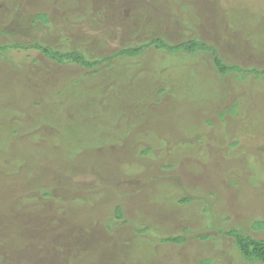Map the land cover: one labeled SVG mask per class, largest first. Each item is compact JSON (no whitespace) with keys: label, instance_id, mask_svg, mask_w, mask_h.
I'll list each match as a JSON object with an SVG mask.
<instances>
[{"label":"rangeland","instance_id":"374dc122","mask_svg":"<svg viewBox=\"0 0 264 264\" xmlns=\"http://www.w3.org/2000/svg\"><path fill=\"white\" fill-rule=\"evenodd\" d=\"M86 3L90 5V11L84 8ZM39 12L49 14L48 23L36 19ZM156 36H163L173 43L197 37L215 46L226 63L262 69L264 68V0H0V46L14 43L28 46L38 42L51 45L55 49H80L89 57H105L117 52L123 46L134 45ZM160 54L154 48H150L148 53L143 54L141 65L138 61H133V64L137 65L136 74L140 73L143 78L150 79L152 86H156L155 81L162 75L160 69L163 67H159L158 61H163L164 55ZM192 61L189 64L192 70L196 66L202 68V70H197L199 78L195 80L201 81L196 88H200L205 95L208 94L210 99L203 97L201 100L198 99L200 102L193 100L194 104L186 101L184 102L187 105L186 109L184 105H181L183 102L180 99L185 97H174L175 95L172 94V96L167 95L161 99L163 97L158 96L156 99H160V102L157 100L152 102L155 108H161L166 102L174 105L177 100L180 101L178 105L181 107L169 118L156 119L150 126L155 129V132L165 136L171 133L178 134L183 131L182 127L188 124L196 125L203 135H206L207 131L202 130L209 128L211 131L206 137L207 147L205 144L200 145L207 149L200 154H183L176 168L167 170L161 167L164 161L159 162L160 164L144 162L135 151L134 147L139 146L140 143L132 133L130 136L132 138L131 152L124 150V154H128L123 159L131 161L129 154L135 152L131 157L133 162H136L131 165L134 166L133 169L150 164L149 167L153 165L158 169L154 171L156 173L163 176L173 175L177 180L175 182L186 187L185 190L193 196V202L187 205L176 203V206L171 203L166 207H161L153 198L146 201L147 197L144 195L145 197H141L140 200L145 199L146 204L128 206L125 212L127 222L115 227L113 232H107L106 237L112 246L109 248L112 257H107L108 255L105 254V256H99L100 251L103 250L100 244H97L93 251L90 249L92 251L90 254L84 249L83 239L79 238L80 234L88 231V234L95 232L99 234V224L101 225V222L109 216L107 214L99 216L96 211H93V206L88 207L84 201L83 204H86L87 209L76 208L74 213L67 209L63 216V211H60L64 225L80 222L79 226L77 225L79 229L70 230L67 236L62 234L58 237L59 239L57 236H50L51 245L56 241L55 238L58 242L61 241L60 248L57 249V253L53 250V253L44 258L42 263H37L42 257L37 255L34 258L39 259L28 258L29 251L26 250L31 245V240L35 239L29 235L22 238L13 235L19 228L24 234L30 231L31 226L38 224L39 217L34 210L31 211L28 207L20 208L19 204L15 203L12 208L8 206L9 201L1 200L3 203L0 202L2 210L0 214L3 213V216L0 215V264H31V261H33L32 264H102V262L103 264H139L138 259H135L133 255L129 257L132 250H136L133 244L140 245L141 249L137 251L140 255L148 256L147 264H201L200 261L203 259H213V264H237V258L241 256L236 247L235 238L224 234L220 236V243L218 242L216 248L212 243L207 244L196 238L189 239L182 245L162 243L161 238L166 233L154 232L155 227L159 228L162 224L169 225L172 232H180L181 228L188 225L194 231L191 234L192 237L198 234H216L215 225H221L223 228L241 227L264 239V228L256 232L249 228L252 221L258 219L264 221V184L259 187L250 185L249 172H247L248 163L251 165L256 158L260 161L253 165L262 166L264 169V124L261 130H254L253 127V121L258 118L256 116L258 114L260 117L264 116V100L261 103L260 97L257 98L259 92H256L255 87L261 85L264 88V79H257L256 74L245 75L238 72L222 77L209 52L197 55ZM171 65L173 64H170V69L173 71ZM64 69L55 61L48 59L39 49L9 47L0 50V104L7 107L17 106L25 99L28 107L32 108V113H36L38 108L34 106V103L43 98L45 82L50 78L54 80L55 76L65 77L67 71ZM71 69L75 80L85 85L84 91L88 93L108 83L104 74L94 75L93 71L77 65ZM238 76L246 78L240 80ZM15 79L18 81L14 82ZM20 83L23 88H20ZM25 86L31 92L29 95H25L27 93ZM19 90L20 93L15 94ZM88 98L91 99L90 101L93 100L92 102L102 101L99 97L89 96ZM151 98H153V93ZM161 100L164 101L163 104H158L162 103ZM237 103L240 105L242 116L235 117L226 113L227 123L224 124L220 112L227 111ZM203 104H206V107ZM136 105H132L133 108H136ZM127 109L125 107L124 111L126 112ZM110 110L115 112L111 107L107 111L111 113ZM125 112L121 114L118 121L122 122ZM132 114L133 112L129 110L128 120L131 119ZM151 115L154 116L153 113L149 116ZM161 115L163 116L162 112ZM85 119L89 121L92 118L86 116ZM208 120L213 123L211 128L207 124ZM146 121L145 119L144 123ZM140 123L142 124L143 120ZM248 128H252L250 131L256 135V138L250 135ZM189 132L192 133V131ZM48 134L45 135L48 136ZM235 139L239 140L237 149L231 153L226 152L228 144ZM126 145V140L123 145L116 144L112 146L113 151L111 152L115 153L120 147ZM169 146L165 149L168 155L172 149ZM242 150L246 153L237 160L235 152L238 154ZM47 154L48 152L45 151L40 155L44 157ZM158 154L161 155L163 152L159 151ZM67 173H69L67 176L70 182L69 188L72 191L70 189L66 191H71L74 198L88 199V192L92 186L89 182L94 183L91 177L93 175L80 171L75 173L67 171ZM141 177L142 175L138 173L129 172L119 177L123 185H119L120 180L117 178L115 181L118 186H123L122 191H128L130 186H135L138 178ZM233 180H238L239 183L233 184ZM147 181L143 180L141 183L144 185ZM5 184L6 187L11 186L13 181ZM57 191L59 192L60 189ZM91 191L95 192L93 188ZM97 194H94L96 200L102 201L104 193ZM182 195V192L178 194V196ZM2 196L0 195V199ZM37 196V200L30 201L28 204L33 208L36 206L50 212L54 203L51 200L48 202L47 199L41 200V196ZM132 196L128 198V203L135 202ZM95 197H90V201H94ZM22 202L20 200L19 203ZM25 204L27 205L26 202ZM149 205L153 206V210L150 212V209H147L149 214H146L144 208ZM207 205L212 209L209 215L204 212ZM3 206L9 208L10 212L6 213ZM158 207L164 208L165 212L155 213ZM84 215L90 216V220L85 221ZM47 216L45 214L43 218ZM43 224L45 226V223ZM146 225L154 231L137 233V229L144 228ZM70 228L75 229L73 226ZM93 228L96 230H92ZM104 230L105 228H102V231ZM69 238L77 243L68 240ZM116 239L122 242L121 246H118ZM152 241L155 244H151V249H149L147 244L150 246ZM125 242L130 243L128 247L124 245ZM23 250H26L25 254Z\"/></svg>","mask_w":264,"mask_h":264},{"label":"trees","instance_id":"16d2710c","mask_svg":"<svg viewBox=\"0 0 264 264\" xmlns=\"http://www.w3.org/2000/svg\"><path fill=\"white\" fill-rule=\"evenodd\" d=\"M89 6L90 5L86 3L84 8L90 11ZM36 19L48 23L49 14L47 12H39L36 15ZM9 47L39 49L48 59L55 61L67 71L65 77L55 76L54 80L50 78L45 82V94L43 98L34 103V106L38 108L37 112L34 114L32 113V108L28 107V103H26L25 99L17 106L12 105L7 107L6 105L0 104V195L4 196L1 197L0 202L9 201L10 204L8 206L12 208H14L15 203L19 204L18 206L20 208L28 207L29 210H34L39 217V221H37L38 224L31 226L30 231L24 234L19 226L17 227L19 228L18 231L13 235H18L20 238L29 235L33 237L32 239H35L31 240L32 243L26 250L27 252L29 251L27 254L28 258H34L37 255L42 257L37 263H42L44 258L49 257V254L53 253V250H56L57 253V249L60 248L61 241L58 242V237H60V235L63 234L67 236L68 231H77L79 229L78 223L80 222L72 225H64L61 221V215L59 214L61 210L63 211V216L67 209L69 212L72 210L74 213L76 208L87 209V204L88 207L93 206V211H96L99 216L101 214L103 216L106 214L109 215L101 222V225L99 224V234L97 232L88 234V231L85 234H80L79 238L83 239V244H85L83 245L85 246L84 249L89 251L90 254L93 248L97 244H100L103 250L100 251L99 256L105 254L106 256L108 255L107 257H112V252L109 250L112 246L110 245L109 239L106 237L107 232H113L115 227L127 222L128 219H126L125 212L128 206L133 207L138 204H140V206L146 204L145 199L140 200L141 197L145 195L147 197L146 201L147 199L152 200L153 198L161 207H166L171 203L173 206H176V203L187 205L193 202V196L188 190H185L186 187L175 182L177 180L173 175L163 176L162 174L154 172L158 169L156 167L155 169L153 165L149 167L152 162L160 164L159 162L164 161L163 164H161L162 168L167 170L175 169L178 160L182 159L181 157L183 154H200L207 149L206 137L209 136L211 131L209 128L202 130L208 132V134L206 132V135H203L196 125L188 124L187 126H183V131L178 134L171 133L165 136L160 133L158 134L157 131L155 132V129L150 126L156 119L169 118L172 116V114L179 111L181 105H184L187 109V105L184 103L186 101L194 104L192 102L193 100L200 102L203 97L210 99L208 94L205 95L200 88H196L197 84L201 81L199 80L198 82L195 80L199 78L197 76V70H202V68L194 64L196 67L193 70L191 69L189 64L193 58L201 53L209 52L212 54L213 62L218 73L222 77L238 72L245 75L256 74L257 79H264V68H246L239 64L226 63L215 46L197 37L173 43L163 36H156L148 40L137 42L134 45L123 46L117 52L111 53L105 57H89L86 52L80 49L61 50L55 49L51 45L40 44L38 42L28 46L22 43L2 45L0 46V50ZM150 48H154L164 55L163 61H158L159 67H163V69H160L162 75L155 81L157 82L156 86H152L151 80L143 78L140 73L137 75L135 71L137 70V65L133 64V61L136 60L138 64L141 65L143 54L146 52L148 53ZM122 63L126 64L124 65ZM170 64H173L171 65L173 71L170 69ZM74 65L93 71L94 75L104 74L108 83L104 84L103 87H99L100 90L99 88L94 89L92 93L84 91L86 86L79 83L78 80H75L73 77L74 72H71V67H74ZM11 72L14 73L15 71L11 70ZM238 78L242 80L246 77L238 76ZM51 79L53 80L52 82ZM16 81L18 80L15 79L14 82ZM255 87L259 95L256 94V92L255 94L256 96L258 95L257 98L260 97L259 99L262 103L264 96L260 95L264 94V88L261 85ZM20 88L23 87L21 86ZM24 88L27 91L25 95H29L31 93L29 89L26 86ZM195 90H197V92ZM19 93L20 90L15 94ZM152 93L153 98H151ZM172 94L175 95L174 97H185L180 98L183 104L178 105L180 102L179 100H177L174 105L170 104V102L163 104L164 101L161 100L162 103H158L163 104L161 108L152 106L153 100L160 102V99H156L158 96L164 99L167 95L172 96ZM89 96L94 98L99 97L102 101L92 102L93 100L90 101L91 99L88 98ZM134 104H137L136 108H133L132 105ZM203 106L206 107V104H203ZM110 107L112 110H115L114 113L111 110V113L107 111ZM125 107L128 108L126 112L124 111ZM129 107L131 108L129 109ZM129 110L133 112L130 120L127 119ZM124 112L125 114L122 116V122L120 120L118 121L121 114ZM241 112L240 105L237 103L233 104L227 111L222 110L220 115L224 120L223 123L226 124V113H230L231 116L241 117ZM150 113H153L154 116H149ZM86 116L92 119L86 121ZM256 117H258L257 119L259 120L256 119L253 121L254 130H261L264 124V116L260 117V114H258ZM144 118L147 120L145 123ZM142 120L143 123L139 124ZM207 124H209L210 128L213 125L209 120ZM197 129L198 131H196ZM248 130L250 131L252 128H248ZM189 131H192V133ZM132 133L135 134L136 140H139L140 143L137 147L133 144L136 149L135 151L138 152L144 162L150 163L139 169H133L134 166H131L136 163L133 162L131 158L135 153L133 152L134 149H132L133 154H129V156H131L129 160L131 161H125L123 159L124 156L131 152L130 147L132 138H130V136ZM196 133H200L201 135ZM45 134H48V136ZM250 135L256 138V135L251 131ZM125 140L127 142L126 146L120 147L115 153L111 152L113 151L112 146L116 144L123 145ZM201 144H205L206 147L200 146ZM168 146L172 147L169 155L166 154L167 151L165 150ZM195 146L200 147L197 148ZM238 146L239 140L235 139L228 144L226 152L231 153L235 151ZM124 150H127L128 153L124 154ZM45 151L48 152L46 156L43 157L40 155ZM159 151L163 152V154H161L162 156L158 154ZM245 153L246 151L243 150L238 154L235 152V157L238 160V158L242 157ZM258 161H260L259 158H256L251 165L248 163L249 168L247 171L249 172V183L255 187L264 184L263 167L253 165ZM67 171L72 173L76 171H80L81 173L88 172V174L95 177L91 176L94 183L89 182L92 186L90 187V192H88V199L82 200V198H74V196L71 195L72 190L69 188L70 182L67 180L69 173H67ZM244 171L246 172V170ZM129 172L138 173L142 175V177L138 178V183L135 186H130V190L122 191L123 186H118L115 180H120L119 185H123L122 179L119 177L121 175L124 176V174L127 175ZM95 179L97 180L96 182ZM143 180L148 181L143 185L141 183ZM11 181H13V185L6 187L5 183ZM232 183L238 184L239 181L233 180ZM91 188L95 190L94 193H92L93 191H91ZM57 189H60V191L58 192ZM66 189H70L71 191H66ZM74 190L76 191L77 189L75 188ZM99 192L104 193L102 194L104 199H102V201L96 200L94 195ZM180 192L183 193L182 196H178ZM37 195L41 196V200L47 199L48 202L51 200L54 203L50 212H46L36 206L33 208V206L28 204L30 201L37 200ZM131 195H133L132 198L135 200L134 203L132 201L128 203V198H130ZM90 197H95L93 199L94 201H90ZM20 200L23 202L19 203ZM84 201L86 204H83ZM4 208L6 213L10 212L9 208ZM147 209H150V212H152L153 206H145L144 212L149 214ZM157 211L165 212V209L158 207L155 213ZM0 212H2L1 206ZM204 212L209 215V213L212 212L211 207L209 205L205 206ZM2 214L3 213L0 215ZM45 214L48 216L43 218ZM84 218L86 219L85 221L90 220V216L84 215ZM43 223H45V226ZM173 223H175V221ZM72 226L75 229H71L70 227ZM214 227L216 228V234H198L193 237L191 234L194 231L189 228L188 225L181 228L180 232H172L169 225L165 224H162L159 228L155 227V231L147 225L136 231L137 233L149 231H154L156 233L165 232V236L161 238L162 243L182 245L189 239L196 238L207 244L212 243L215 248L217 244L220 243V236L224 234L225 236H232L235 238L236 247L241 255L240 258H237V264L264 263L263 238L257 237L241 227L223 228L221 225H215ZM102 228H105V230L102 231ZM249 228H252L255 232L262 230L264 228V221L262 219L252 221ZM36 229L40 230L37 231ZM43 230L44 232H42ZM92 230L95 231L96 229L93 228ZM50 236H57L58 238H55L56 241L53 242V245L49 242ZM38 238H40V240H38ZM68 240L76 242L70 238ZM116 243L118 246L122 244L118 239H116ZM129 244L130 243L125 242L124 245L128 247ZM151 244H155V242H150V246L147 244L149 249H151ZM51 246L54 249L50 248ZM133 247L136 250H132L129 257L133 255L135 259H138L139 264H147L148 256L140 255V253L137 252L141 249L140 245L133 244ZM90 249L92 251H90ZM26 250H23L24 254ZM34 259L39 258L37 257ZM32 262L33 261H31V264ZM103 263L104 262H102V264ZM200 263L213 264V259H203Z\"/></svg>","mask_w":264,"mask_h":264}]
</instances>
